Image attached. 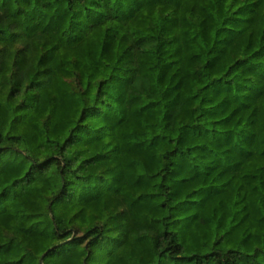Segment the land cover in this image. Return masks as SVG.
Masks as SVG:
<instances>
[{
	"label": "trees",
	"instance_id": "obj_1",
	"mask_svg": "<svg viewBox=\"0 0 264 264\" xmlns=\"http://www.w3.org/2000/svg\"><path fill=\"white\" fill-rule=\"evenodd\" d=\"M0 264H264V0H0Z\"/></svg>",
	"mask_w": 264,
	"mask_h": 264
}]
</instances>
